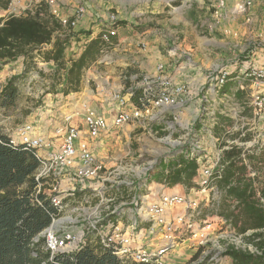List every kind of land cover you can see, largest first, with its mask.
Returning <instances> with one entry per match:
<instances>
[{
  "label": "built area",
  "instance_id": "built-area-1",
  "mask_svg": "<svg viewBox=\"0 0 264 264\" xmlns=\"http://www.w3.org/2000/svg\"><path fill=\"white\" fill-rule=\"evenodd\" d=\"M210 1L212 20L202 22L209 33L220 31L238 37L240 32L230 27L222 31L221 27L224 20L241 17L254 32L249 25L258 0H234L232 6L229 0ZM93 5L98 7L97 0L71 4L62 0H9L6 9L0 8V18L5 20L43 16L48 10L61 26L55 35L69 37L67 56L75 58L93 39L104 43L99 59L83 77L81 90L57 102L64 101L66 111L57 113L63 123L49 121L54 130L42 129L47 117L44 112L14 129L4 128L0 119V133L7 134L14 144L33 150L38 160L33 204L42 206L47 201L55 211L50 225L35 241L44 238L50 259L93 245L108 248L131 264H172L166 256L189 244L195 253L183 264H222L232 247L262 255L264 249L256 244L262 237L256 234L264 233V229L239 233L231 220L214 213L224 195L217 185L225 168L223 157L225 151L235 148L241 151L247 176L264 203V185L260 182L264 173L249 160L254 156L259 166L264 165V62L260 54L252 51L247 61L220 63L207 73L208 68L198 66L190 53H177L171 47L167 54L173 61L162 58L153 70L122 64L120 72L113 71L114 49L123 43L124 30L136 50L146 51L150 45L135 28L118 25L115 13L104 23L91 11ZM257 37L264 48V29ZM50 46L44 44L42 49ZM6 83L0 73V98ZM229 83L231 91H224ZM238 92L243 96L238 97ZM49 111L51 119L56 110ZM221 117L229 118L233 125L218 133L214 128ZM74 120L79 128L72 125ZM129 125L131 130H115ZM123 139L126 143L121 144ZM180 153L196 161L193 187L156 182L154 173L161 161Z\"/></svg>",
  "mask_w": 264,
  "mask_h": 264
},
{
  "label": "trees",
  "instance_id": "trees-1",
  "mask_svg": "<svg viewBox=\"0 0 264 264\" xmlns=\"http://www.w3.org/2000/svg\"><path fill=\"white\" fill-rule=\"evenodd\" d=\"M8 3L9 0H0V8L6 9ZM2 21L0 70L19 58H24L27 64L24 71L9 78L4 87L0 108L6 114L17 108L21 94L19 83L30 71L28 64H35L36 56L54 61L60 70L65 71V79L53 86L56 89L58 84L64 83L63 92L67 95L81 90L88 67L99 59L104 47L102 40L97 38L75 58L67 56L66 43L69 37L55 35L61 26L49 13L43 16H12L6 20L0 18V23ZM118 25L125 26L126 23L119 21ZM44 44L51 46L42 49ZM230 88L229 83L223 90L231 91ZM237 95L242 97L243 93L238 92ZM220 125L219 123L214 130L218 131ZM240 152L236 148L225 151V168L222 178L217 181L224 195L214 213L231 220L236 231L243 233L249 229H264V203L255 192L252 179L247 176L248 167ZM249 160L255 169L264 173V165L259 166L254 156H250ZM260 160L263 159H258ZM38 165L33 150L14 144L7 134L0 133V264H131L123 262L110 249L93 245L86 246L73 255L59 253L50 259V253L45 250L44 238L40 237L35 241L39 233L50 225L55 213L47 201L42 206L32 202L34 173ZM196 171V161L180 153L167 162L161 161L154 173V180L166 181L171 186L183 184L191 188ZM260 182L264 185V180ZM262 193L264 197V191ZM235 202L236 205L233 204ZM256 235L262 237L256 243L257 246L264 249V233ZM226 254L232 258L233 264H264V256L245 253L233 247Z\"/></svg>",
  "mask_w": 264,
  "mask_h": 264
},
{
  "label": "rangeland",
  "instance_id": "rangeland-1",
  "mask_svg": "<svg viewBox=\"0 0 264 264\" xmlns=\"http://www.w3.org/2000/svg\"><path fill=\"white\" fill-rule=\"evenodd\" d=\"M204 1L209 4L208 9L198 7L197 5L200 4L199 0H175L172 2L169 0H97L98 7L91 6V11L94 15H98V18H103L104 23H106L109 14L115 13L120 21H124L139 33H156L155 37L162 38L167 44L164 49L161 46L164 59L173 61L174 58L169 57L167 54V50L173 47L177 53L181 51L190 53L198 66L201 65L206 69L208 68L209 71L207 73H211L212 68L220 63L232 64L247 61L252 58V51L258 52L262 62H264V48H261L258 44V33L253 28L254 32L250 29L244 35L241 33L238 37H234L225 36L220 31L209 33L207 27L202 26V22L207 21L206 17L209 14L211 15L214 10L210 5L212 1ZM174 8L178 9L174 10ZM45 13H48V10ZM245 49L247 50L244 51ZM238 55L241 57L236 59ZM34 60L35 64H28L31 67L30 71L19 83L21 94L17 108L8 114L4 113V110L0 108V119L4 128L14 129L24 122L34 121L38 117V112H44V115H47L42 123V129L44 130H54L53 126L52 128L48 125L50 120H55L57 124L63 123V119L57 113L66 111L65 102H57L61 99L63 100L66 96L63 95L64 83L58 84L56 89H54L53 85L65 79V71L63 69L60 70L56 64L53 66L51 64L52 61H46L40 56H36ZM26 65L24 59L20 58L14 64L4 66L2 74L6 77V82L12 76L21 74ZM20 70L21 72H19ZM117 70L119 71L120 69L117 68ZM201 73L204 75L206 71ZM209 78H211V75ZM202 79V82L205 83L203 76ZM48 93H52V95H48ZM56 94H59V97H55ZM50 109L56 110V115L51 117V119L48 117L51 113ZM108 109L112 110L110 107ZM247 114L248 116L251 115L250 110H248ZM231 122L229 118L221 117L218 133L225 130L229 124V126L233 125ZM109 123L111 125L112 121H109ZM72 125L80 127L77 120H74ZM151 128L148 127L147 130ZM115 130L127 131L131 130V126ZM133 142L135 143V141ZM120 143H126V139H123ZM178 193H181V191ZM194 253L195 249L189 244L184 248H177L166 256V259L172 264H183ZM257 256H264V251L262 255ZM225 260L222 264H233L230 256L225 258Z\"/></svg>",
  "mask_w": 264,
  "mask_h": 264
},
{
  "label": "crops",
  "instance_id": "crops-1",
  "mask_svg": "<svg viewBox=\"0 0 264 264\" xmlns=\"http://www.w3.org/2000/svg\"><path fill=\"white\" fill-rule=\"evenodd\" d=\"M63 1L66 2L67 4H71V3L75 2L76 0H63ZM207 1H210V0H207ZM199 2H200V4L197 5L198 7L208 9L209 4H206L204 0H199ZM233 2H234V0H229V5L232 6ZM252 16H253L252 21H251V24L249 26H250V28L252 27L253 30H256L257 33H259L264 29V0H258L257 4L255 5L254 9L252 10ZM244 19L245 18L241 17L237 21H229V22L227 20H224L222 22L221 29L223 31L224 27H230V28L240 32V34L242 33L244 35L248 31V28L246 27L247 25L244 22L245 21ZM206 20L208 22H210L212 20V13H211V15L209 14V16L206 17ZM239 22H241V23H239ZM232 26H234V27H232ZM128 27L129 26H127V28ZM136 32L138 35L145 36L144 38L148 39L147 41L150 45L149 49L146 51L136 50V47L132 45V39H131L130 34L128 33L127 30H124L123 36L121 37V40H123V43H121L117 48L114 49V55L116 58V62L113 64V66L111 68L113 71H114V69L117 70V68L122 70V67H123V66H121L122 64L127 66V67H129V66L130 67H136L140 70L150 71V70H153L154 64L158 60L163 58L161 46L164 49V48H166L167 44L164 42V40H162V38L155 37L157 35L156 33L152 34L149 32L148 33H146V32L139 33L138 31H136ZM18 60H20V58ZM17 61H15V62H17ZM15 62H13L11 64H14ZM11 64H8L6 66H9ZM51 64L54 66L55 63H51ZM120 70H119V72H120ZM2 72L3 71L0 70V73H2ZM19 72H21V70ZM48 95H52V93H48ZM63 95H66V94H63ZM55 97H59V94H56ZM53 102H54V99H53ZM106 107L108 109L110 106L107 104ZM109 121H112V117L109 118Z\"/></svg>",
  "mask_w": 264,
  "mask_h": 264
}]
</instances>
